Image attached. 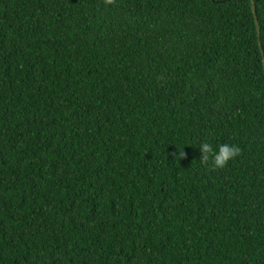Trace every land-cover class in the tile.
Masks as SVG:
<instances>
[{
    "label": "trees",
    "instance_id": "1",
    "mask_svg": "<svg viewBox=\"0 0 264 264\" xmlns=\"http://www.w3.org/2000/svg\"><path fill=\"white\" fill-rule=\"evenodd\" d=\"M254 3L0 0V264H264Z\"/></svg>",
    "mask_w": 264,
    "mask_h": 264
},
{
    "label": "clouds",
    "instance_id": "2",
    "mask_svg": "<svg viewBox=\"0 0 264 264\" xmlns=\"http://www.w3.org/2000/svg\"><path fill=\"white\" fill-rule=\"evenodd\" d=\"M115 3L116 0H104L106 6L114 5ZM199 147L202 153L200 157L201 164L211 165L212 171L225 168L230 160L235 159L242 152L238 145H230L228 143L214 147L208 142H203ZM185 156V152L181 153V158Z\"/></svg>",
    "mask_w": 264,
    "mask_h": 264
},
{
    "label": "water",
    "instance_id": "3",
    "mask_svg": "<svg viewBox=\"0 0 264 264\" xmlns=\"http://www.w3.org/2000/svg\"><path fill=\"white\" fill-rule=\"evenodd\" d=\"M251 2H252V9H253V12H254L255 21H256V25H257L258 36L260 37V29H259L258 17L256 15L255 3H254V0H251ZM263 64H264V60H263Z\"/></svg>",
    "mask_w": 264,
    "mask_h": 264
}]
</instances>
